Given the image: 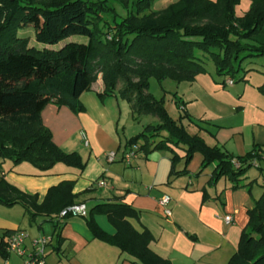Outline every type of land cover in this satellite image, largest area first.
I'll list each match as a JSON object with an SVG mask.
<instances>
[{
  "label": "trees",
  "instance_id": "16d2710c",
  "mask_svg": "<svg viewBox=\"0 0 264 264\" xmlns=\"http://www.w3.org/2000/svg\"><path fill=\"white\" fill-rule=\"evenodd\" d=\"M154 1L0 0V157L16 165L31 163L44 172L58 163L83 171L81 156L65 153L55 143L42 113L53 103L76 115L85 112L81 97L101 78L104 91L100 99L120 95L132 104L135 115L152 116L159 122L147 126L130 146L142 138L145 143L140 150L147 153L170 151V144L183 147L186 166L196 154L202 155L199 174L215 165L212 185L227 179L232 190L250 187L240 182L248 169L264 160L260 146L241 157L210 147L169 116L164 100L150 93V80L194 82L207 72L199 53L213 58L220 77L235 80L245 60L264 57V0H252L243 17L236 12L241 0H178L160 12L152 9ZM113 3L122 8V14ZM100 6L110 18H103L102 26L95 21ZM30 27L35 30L34 42L22 34ZM76 36L87 42L74 41ZM258 90L264 95V84ZM234 159L240 168H235ZM172 160L175 163L177 157ZM186 173V169L173 170L176 176ZM74 188L75 181H63L51 187L40 203L38 196L25 194L1 179L0 205H21L33 221L39 216L54 221L52 216L79 204L80 195ZM98 215L108 219L114 234L97 224ZM247 215L237 252L228 264H264V195ZM139 217L140 212L128 204L100 203L84 219L94 238L117 247L133 263L171 264L151 249L152 232L142 224L140 229L133 225ZM13 233H4L6 240L3 237L0 245L4 258L8 257L7 238Z\"/></svg>",
  "mask_w": 264,
  "mask_h": 264
},
{
  "label": "crops",
  "instance_id": "0c3cea01",
  "mask_svg": "<svg viewBox=\"0 0 264 264\" xmlns=\"http://www.w3.org/2000/svg\"><path fill=\"white\" fill-rule=\"evenodd\" d=\"M177 1L155 0L152 9L160 12ZM246 1L250 6L251 1ZM263 84L264 79L251 86L249 95L252 99L242 108L245 110L250 107L252 110L248 124L233 128L221 136L219 133L212 143H207L210 147L222 148L227 151L226 154L234 156L236 148L242 147L244 151L235 154L243 155L257 145L264 146V95L258 90ZM224 85L226 86L225 83ZM252 87H255L256 92H253ZM103 91L104 84L99 78L92 90L82 95L85 112L78 115L67 107L59 108L54 103L47 106L42 113L44 126L52 132L55 143L60 147L69 141L72 132L76 131L80 139L82 131L87 133L90 146L84 147L89 149V163L94 167L100 166L99 176L109 184L107 188L96 185L98 197L91 195V200L100 203H125L138 210L139 221L134 220L133 225L140 229L142 224L152 232L155 241L151 243V249L171 264H228L237 252L241 233L248 223L247 212L255 204L254 197L250 196L246 188L232 190V185L227 179L212 185L210 180L214 170L211 173L199 174L203 157L200 160L197 158L194 166L190 165L195 159L194 156L186 166V154L177 152V149L170 145V151L147 153L140 150L137 157L128 164L125 155L132 146L128 141L122 140L119 132L124 103L120 102L119 96L100 99L99 94ZM246 92L245 88L242 95ZM106 119H109V124L105 122ZM230 143L233 144L229 150L227 146ZM107 150H117V160L114 163L107 162ZM231 150L233 153H230ZM78 153L84 157L83 149ZM94 156H97L96 160L100 164H96ZM174 156L177 157L175 163L172 160ZM185 169L187 173L184 175L173 174V170L181 172ZM2 177H5V173H2ZM63 181H75V194L85 190L84 185L87 184L83 183L78 187V181L75 179L61 177L52 183H35L34 191L44 193ZM165 195L170 196L172 200L171 217L166 216L164 208L160 205V200ZM83 198L84 196L77 201L84 202ZM228 215L234 220L230 225L225 222ZM44 218L53 223L54 234L58 237L57 242L54 240L56 237H52L53 243L47 253L48 264H135L118 248L94 241L79 218L65 220L59 224L58 229L55 221L49 217ZM11 228L14 227L8 225L1 228L3 233H0V245L6 231L16 232ZM41 230L43 224L38 225L36 236L25 232L32 240L42 236ZM113 231L115 233L114 228ZM53 253L59 258H54ZM93 253L98 256H93ZM13 256L15 260L12 259ZM4 261L5 258L0 255V264ZM10 264H23V261L12 255Z\"/></svg>",
  "mask_w": 264,
  "mask_h": 264
},
{
  "label": "rangeland",
  "instance_id": "374dc122",
  "mask_svg": "<svg viewBox=\"0 0 264 264\" xmlns=\"http://www.w3.org/2000/svg\"><path fill=\"white\" fill-rule=\"evenodd\" d=\"M250 1L252 3V0ZM251 3L249 4L250 6H248L246 0H241L237 7V16H245L251 9ZM113 5L117 7L116 9L122 14V8L118 7L115 3H113ZM96 12V17L98 19L95 21L101 26L104 24L103 21H105L103 18L108 21L110 20L101 6ZM125 14L126 12L123 13V15ZM103 29L106 30L105 27ZM22 34L23 36L28 37L31 42H34L35 30L33 28L30 27L23 30ZM72 39L76 42H87L86 38L80 36L73 37ZM199 57L205 63L207 72L198 76L194 82L178 83L172 80H167L160 83L157 79L153 78L150 80V93L156 100H164L169 116L173 120L180 121L189 134L199 135L206 143H212L219 133L221 136L227 134V132L233 128L246 126L248 124L249 114L252 110L250 107H247L245 110L242 108L252 99L249 95L251 92V86L264 79V57L245 60L241 65V70L236 75V83L233 87H227L223 84L225 80L230 78L220 77L218 75L214 60L210 55L199 53ZM243 77L245 80H242ZM245 88L247 92L245 95H242L245 93ZM254 88L255 87H252V90L253 92H256ZM119 100L124 103V107L122 108V121L119 130L123 141H128L129 144V142L136 137H141L146 131L147 126L150 124H159L158 120L152 116L139 117L135 115L132 104L122 99L120 95ZM214 103L215 105H213ZM180 104H183L185 108L181 107L182 105ZM105 122L108 124L110 123L109 119H106ZM163 136L166 137V133H164ZM157 141H160V138H157ZM138 143L143 145L145 141L140 138ZM233 143H230L229 146H227L229 150ZM170 146L176 148L177 152L183 153V155L186 154L183 147H176L172 144H170ZM255 147H253L250 152H252ZM60 148L65 153H78L83 149L84 157H82L80 153L78 154L81 156L83 163L85 164L84 170L82 171L77 168L68 167L63 163H58L51 170L44 172L37 169L31 163L22 162L16 165L11 160L0 157V181L1 179H5L6 182L16 187L19 191L31 196H38L40 203L44 201L48 189L44 193L35 192V183H52V181L56 182L61 177L75 179L78 181V184H76L79 185L78 187L83 183H87L84 185L85 190L78 195H80L79 198L84 196V202L80 201L79 204H86L88 213L90 214L93 207L100 203L91 200L93 197L91 195L98 197L96 188L98 186V180L101 178V176H99L100 166H95L96 168L91 166V162L89 163V160L91 159L89 158V149L84 147L82 140L77 137L76 131L71 133L69 141ZM260 148L262 150L261 156H264V146L261 145ZM219 149L222 152L227 153L226 150H223L222 148ZM236 150L235 153H242L244 151L242 147L240 149L236 148ZM232 151L233 150H231L230 153H233ZM111 152H117V150H107L106 153ZM235 153H233L234 157H241L240 155H242ZM246 154L247 152L242 156H245ZM96 157L94 156V160L97 162ZM197 158L200 160L202 155L199 153L196 154L194 161L190 165L193 164L195 166V160H197ZM96 164L100 163L97 162ZM213 170L214 164L210 165L204 173H211ZM2 173H5L4 178L2 177ZM240 184H250V187L246 188L247 192H249L251 197H254L255 201L260 199L264 195V160L257 161L255 166L248 169ZM93 188H95V190H93ZM55 217L56 215L52 216V218ZM76 218L83 221L85 230L89 232L94 241L111 246L93 237L84 218ZM95 220L105 232L110 235L114 233L112 226L105 216L98 215L95 217ZM39 224H43V230H41L42 236H47L49 238H52L53 236L54 238L56 237V234H54L53 223L49 220H45L44 217L39 216L37 217L36 222H33L30 213L26 212L23 206L16 205L13 207H6L0 205V233H3L1 228L12 225L14 228L11 229H15L16 231H27L32 236H36ZM54 240L57 242L58 237ZM53 256L54 258L55 256L56 258H59L56 253H53ZM93 256L98 255L93 253ZM12 259L15 260V257L13 256Z\"/></svg>",
  "mask_w": 264,
  "mask_h": 264
},
{
  "label": "built area",
  "instance_id": "2783aa9c",
  "mask_svg": "<svg viewBox=\"0 0 264 264\" xmlns=\"http://www.w3.org/2000/svg\"><path fill=\"white\" fill-rule=\"evenodd\" d=\"M234 83L235 82L233 79H228L225 82L226 86L230 87L233 86ZM80 136L84 146L89 147L90 141L87 133L82 131ZM139 151L140 146L138 144L133 145L130 151L125 155V161L130 164L132 159L137 157ZM105 158L108 163H114L117 160V153H108L105 155ZM232 163L235 168L241 167V163L236 159H234ZM98 186L100 188H107L109 184L106 179L101 178L98 182ZM171 201V197L167 195L163 196L160 200V205L164 208V212L167 217L172 216V210L170 208ZM68 216L86 218L88 216L87 206L85 204H75L73 206H70L62 211L59 215H57L54 218V221L59 225ZM233 221L234 220L231 215L225 217L226 224L230 225L233 223ZM6 242V252L8 254V257L5 258L3 264H10V257L12 255H15L22 259L23 264H48L47 253L49 247L53 243V238L40 236L36 239L30 240L29 235L25 231H16L7 238Z\"/></svg>",
  "mask_w": 264,
  "mask_h": 264
}]
</instances>
